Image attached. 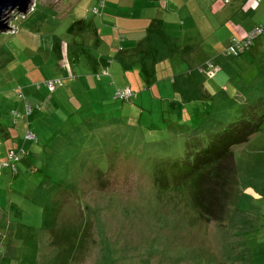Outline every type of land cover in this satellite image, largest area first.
<instances>
[{"label":"rangeland","instance_id":"374dc122","mask_svg":"<svg viewBox=\"0 0 264 264\" xmlns=\"http://www.w3.org/2000/svg\"><path fill=\"white\" fill-rule=\"evenodd\" d=\"M75 1L33 0L0 32V163L20 156L15 169L0 166V264H264V122L234 146L218 220L202 218L196 203L211 182L174 185L186 178L177 176L184 162L169 160L189 133L244 105L252 112L257 83L219 88L214 105L198 96L173 109L161 79L179 61H156L152 73L124 67L117 43L86 39L76 10L87 3L70 12ZM98 52L101 70L89 66ZM48 80L60 84L49 89ZM117 89L133 95L116 99Z\"/></svg>","mask_w":264,"mask_h":264},{"label":"crops","instance_id":"0c3cea01","mask_svg":"<svg viewBox=\"0 0 264 264\" xmlns=\"http://www.w3.org/2000/svg\"><path fill=\"white\" fill-rule=\"evenodd\" d=\"M59 1L66 3V0ZM84 1L85 9H77L81 0H76L69 9L70 12L77 9L81 15L78 19L84 20L88 29L86 39L92 44H102L104 37L108 43H117L124 67L141 65L151 72L156 61L170 57L179 61L170 74L161 79L171 95L173 109L181 107L179 100L197 103L199 98L212 100L214 105L219 88L227 92L231 87L256 86H249L250 81H255L260 91L249 94L264 102L261 74L264 72V38L235 59L223 53L228 39L244 38L252 27L264 23V0H106L99 14L93 11L98 0ZM174 53H180L181 58H175ZM98 54L92 57L89 66L101 70L106 61L104 55ZM210 62L212 70L208 68ZM89 82L99 84L96 79ZM155 83L159 91L157 81ZM225 111H230L228 106ZM245 189L259 196L251 188Z\"/></svg>","mask_w":264,"mask_h":264},{"label":"trees","instance_id":"16d2710c","mask_svg":"<svg viewBox=\"0 0 264 264\" xmlns=\"http://www.w3.org/2000/svg\"><path fill=\"white\" fill-rule=\"evenodd\" d=\"M261 37L254 41L251 47ZM250 106L252 107V112L246 111V105H244L238 108L232 119L216 121L215 126L209 124L212 126H207V129L203 131L189 133L186 136L188 140L178 144V148L169 156L171 165L178 161L184 162H182L183 165H180L177 176L186 177L182 180L177 179V183L171 181V184L175 183L174 185H179L196 179L211 182L206 187H202L205 193L201 198L204 197V199L196 202L199 203V215L202 218L218 220L217 217L223 211L221 206L217 209L216 206L219 205L220 200H223V197H229L230 194L229 184L231 181L229 180L228 173L235 172L237 166L234 156V146L246 143L253 135L263 130L264 102L258 99V101L250 103ZM251 115L258 118L253 120ZM193 128L191 127V130ZM157 168L159 167L152 166V170ZM170 176H174V174ZM159 179L162 180V178ZM218 209L220 214L218 213ZM221 218L222 216L219 219L221 220Z\"/></svg>","mask_w":264,"mask_h":264},{"label":"built area","instance_id":"2783aa9c","mask_svg":"<svg viewBox=\"0 0 264 264\" xmlns=\"http://www.w3.org/2000/svg\"><path fill=\"white\" fill-rule=\"evenodd\" d=\"M260 1V0H257ZM106 3V0H98L96 6L93 8V11L95 13H99L101 9L104 8ZM264 35V24H258L252 27L246 36L244 38L238 39L236 37H231L230 39L227 40L226 47H224V54H242L244 52H247L251 45L256 41L259 37ZM208 68L212 70L213 64L210 62L208 63ZM102 74L106 75V71H103ZM60 84L59 80H48L44 82L43 85L47 86L49 89H55L57 85ZM41 85V84H40ZM133 95L132 91L130 89H117L115 92V97L119 98L121 100H127L129 97ZM31 106L27 104V109H30ZM26 138L27 139H36V135L34 132L29 128L26 133ZM20 161V156L16 152H11L9 153L8 156V161L5 163H0L1 165L6 166H11L13 169H15V165L17 162Z\"/></svg>","mask_w":264,"mask_h":264},{"label":"water","instance_id":"95a60500","mask_svg":"<svg viewBox=\"0 0 264 264\" xmlns=\"http://www.w3.org/2000/svg\"><path fill=\"white\" fill-rule=\"evenodd\" d=\"M32 2L33 0H0V32L10 28L5 19L11 10H17L20 14L25 15L30 11Z\"/></svg>","mask_w":264,"mask_h":264}]
</instances>
